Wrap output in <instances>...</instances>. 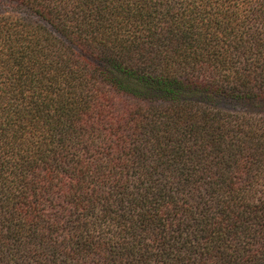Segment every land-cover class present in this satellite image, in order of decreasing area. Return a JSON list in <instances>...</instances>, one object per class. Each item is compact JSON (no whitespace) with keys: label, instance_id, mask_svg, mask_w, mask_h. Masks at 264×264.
<instances>
[{"label":"trees","instance_id":"obj_1","mask_svg":"<svg viewBox=\"0 0 264 264\" xmlns=\"http://www.w3.org/2000/svg\"><path fill=\"white\" fill-rule=\"evenodd\" d=\"M0 1V264H264V0Z\"/></svg>","mask_w":264,"mask_h":264},{"label":"rangeland","instance_id":"obj_2","mask_svg":"<svg viewBox=\"0 0 264 264\" xmlns=\"http://www.w3.org/2000/svg\"><path fill=\"white\" fill-rule=\"evenodd\" d=\"M0 14L3 15H11V16H15V17H23L26 19H34L36 20L37 18L32 17L31 15L28 14V11L25 10L24 7L18 6V5H13V4H9L7 2L4 1H0ZM39 22H41V20H39ZM218 102H220V105L222 107H229L230 104L228 102H225V100L223 99H218Z\"/></svg>","mask_w":264,"mask_h":264}]
</instances>
